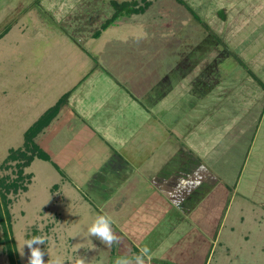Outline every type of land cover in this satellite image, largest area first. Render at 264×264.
Instances as JSON below:
<instances>
[{
	"label": "rangeland",
	"instance_id": "1",
	"mask_svg": "<svg viewBox=\"0 0 264 264\" xmlns=\"http://www.w3.org/2000/svg\"><path fill=\"white\" fill-rule=\"evenodd\" d=\"M111 1L0 0V32L10 29L0 38V196L6 201L0 264H10L2 244L7 240L15 263L28 264L26 245L20 253L33 236L45 239L40 245L45 264L57 258L62 264L79 258L85 264H115L145 248V264H264V0H188L209 33L176 0H149L143 15L124 17L100 31L111 16ZM96 32L100 35L93 37ZM105 83L109 90L119 84L138 96L157 130L169 135L154 142L158 149L147 162L153 163L152 175L144 179L161 170L164 156L170 170L186 168L183 192L174 190L181 191L176 184L165 190L173 200H163L169 209L157 229L153 220L148 223L155 230L144 241L139 223L120 224L122 212L130 215L152 191L135 201L146 192L141 183L132 200L116 199L124 178L140 169L128 164L103 179L99 168L105 163L100 166L98 151L103 144L97 138L78 154L81 161L71 159L74 144L88 136L72 133L77 129L69 123L73 129L62 132L63 109L33 139L51 163L34 157L23 168L29 180L18 183L16 191H4L18 179V161L7 157L11 150L24 151L25 131L67 92L74 102L89 90L91 100ZM78 138L79 144L73 143ZM181 147L200 160L191 162V174ZM97 215L111 217L118 243L108 247L88 237Z\"/></svg>",
	"mask_w": 264,
	"mask_h": 264
},
{
	"label": "crops",
	"instance_id": "2",
	"mask_svg": "<svg viewBox=\"0 0 264 264\" xmlns=\"http://www.w3.org/2000/svg\"><path fill=\"white\" fill-rule=\"evenodd\" d=\"M186 1L187 4H191L190 1ZM177 5L179 4L177 3ZM101 83H104V81H101ZM105 85L106 87H103ZM103 86L97 88L98 90L94 94L96 98L94 97V99L90 100V92H88L89 90H85L81 92L82 94L76 97V100H74V102H70L68 100L67 105L63 108L64 115H62L63 117H66V119L64 122H60L58 124V127L61 128L62 132L66 133L63 129H68V127L71 128L70 126L66 125L67 123H69L75 125L77 129L72 133L76 132L77 134L81 133L88 136L87 138H82L83 141L80 144V138H78V140L76 139L75 142L73 141V143L79 144L78 146L76 144H74L75 146H73V150H76V152H73L71 159L75 160V162L81 161V158L78 157V154L85 151L87 149V145L92 142L94 138H97V140L99 139L100 143L103 144V146H98L99 156L101 158L100 166L102 163H105V165L102 168H97H99L100 171L103 170V179L106 180L107 175L109 178L111 176L117 175L116 173L121 171L123 169L122 167L128 164H131L134 169H140V171L135 172L132 170L131 173L128 171H126L125 174L121 173L122 175L130 173L132 178L130 180H125V176L122 177V180L124 178V188L123 190H120L121 193H118L119 195L116 199L130 198V200H132L134 198L132 197V194L140 191L139 189L141 183L145 184L144 189H146V192L141 195L138 193L135 201H138V197L140 196L146 195L147 197L148 190L152 191V194L149 195V198L145 199V201H143L141 204L136 205L137 207L135 208V211L130 215L126 214V211H121L123 213L121 221H123L124 223H121L120 225H124L126 222H131L137 226V223H139V226L141 227H137V231L144 235V238L142 239L144 241L150 237V234L155 230V228L157 229V222L160 221L159 219H161L166 214L162 212H167V210L169 209V207L167 210H165L164 208L163 200L168 199L167 197H165L166 191H170L173 188V185L176 184L178 188H181V191L180 189L174 190H178V193L183 192L182 188L184 187H182V185L186 182V180L182 178V171H185L186 168L181 167L179 168L178 172L170 170V165L167 166V160L164 156L161 159L160 163L161 170L158 173L154 174L151 180L147 181L146 179H144L143 176H145V174L147 176L152 175L150 171L152 170L153 163H147L154 158H150L151 154H153L154 151L158 149L157 144L162 143L165 138L168 139L169 135L164 136L159 130H157L155 119H152V117H150L149 115V111L141 105L138 96L135 97V95H132V93H129L126 90H121V86L119 84L110 85L111 90L107 88L106 83L103 84ZM102 90L105 91L104 94ZM98 91L100 92L99 94ZM85 97L88 98L85 99ZM80 115H82L85 119H78ZM149 118L152 120L148 121ZM72 129L73 128H71L70 130ZM169 132L171 134V131ZM155 141L157 142V144L153 146ZM149 143H151L152 145L148 146L147 144ZM145 147H148L149 150L147 152H149L150 154H141V151ZM101 148H105V150H101ZM184 151L186 152V160L187 158H190L193 161L199 160L196 159L197 156L189 152V150L187 151L186 148L181 147V152ZM161 154H163V152ZM57 157L62 158L63 155ZM187 167L189 169L187 170L189 174L193 173V164L190 163V165ZM180 173L181 176H179ZM159 177L162 178L161 181L157 180ZM195 178L197 179L196 176ZM140 179L144 180L141 181ZM196 179L192 178V183L194 186L198 184V179ZM115 180L116 179L112 180L113 184H115ZM193 185H191V188H187L188 190L190 189L188 192L190 194L189 197H192V188H195ZM129 192H131L130 195ZM150 200L151 202H149ZM170 200L172 201L173 199H168L167 201L169 202ZM191 200L194 199L191 198ZM174 201L175 202L173 203H176L177 205L179 204L177 197H175ZM154 202H156V204H154ZM131 203L132 202H129L130 205ZM165 204H167V202H165ZM178 207V209L176 208L178 212L183 213L181 211L184 206L179 204ZM152 220L155 228H151L148 225V223H152ZM126 226L128 229L130 228L129 225ZM146 228L150 229L147 231ZM176 235H182V231L177 232ZM130 239L132 240V242H134L131 237Z\"/></svg>",
	"mask_w": 264,
	"mask_h": 264
},
{
	"label": "trees",
	"instance_id": "3",
	"mask_svg": "<svg viewBox=\"0 0 264 264\" xmlns=\"http://www.w3.org/2000/svg\"><path fill=\"white\" fill-rule=\"evenodd\" d=\"M179 6L185 8L187 10V13L196 21L199 22V24L205 28V30L209 33V29L207 28V25L203 23V21L199 18V16L192 10V8L186 3L184 0H176ZM110 7L112 9L111 16L106 19L101 25H100V31H105L109 27L114 26L117 22L121 21L122 18L124 17H130V16H140L143 15L151 6V2L149 0H129V1H122V2H117V1H111L109 2ZM220 14V13H219ZM220 17H224L222 14H220ZM9 27H5L1 32H0V38H2L8 31ZM100 35V32H96L93 37H96ZM211 37L215 42L220 44V40L214 36V34L211 33ZM255 82L258 80L255 79ZM258 84H260L258 82ZM261 86V84H260ZM71 92H67L62 96V98L51 108L46 110L39 119H37L36 122H34L24 133V151L22 149H17V150H11L9 153V156L7 157L9 160L13 161H18L16 164L17 170H18V179L16 181H13L7 185H4V191L7 192L9 191L10 188L13 189V191H16L19 186L18 183L21 181L23 182L24 179L31 177L30 175H26L24 178L22 173H23V168L27 167L30 165L31 161L33 160L34 157H37L38 159H41L45 162H50L49 156L42 151L38 146L34 143L33 139L36 137V135L44 128L46 127L50 121L53 120V118L67 105L68 99L70 97ZM29 152V153H28ZM28 153V154H27ZM53 167L56 170H59V168L55 165L52 164ZM22 190H25V188H22ZM0 215H1V210L6 211V201H5V196L2 195L0 196ZM2 217V216H1ZM5 237V236H4ZM2 244L5 247V250L8 254L9 257V262L10 264H16L14 260V253L11 244L7 240V242H2ZM205 263V262H204ZM176 264V263H173Z\"/></svg>",
	"mask_w": 264,
	"mask_h": 264
},
{
	"label": "clouds",
	"instance_id": "4",
	"mask_svg": "<svg viewBox=\"0 0 264 264\" xmlns=\"http://www.w3.org/2000/svg\"><path fill=\"white\" fill-rule=\"evenodd\" d=\"M88 237H95L104 245L110 247L113 243H118L117 236L112 231V219L108 215H97L91 225L87 228ZM45 239L42 236H33L25 241L21 256L24 255L23 248L26 245L29 249L28 264H45L43 259L45 252L40 245H44ZM148 255V249H142L139 255L129 258H117L115 264H145V256ZM47 264H62L57 258L55 261H47ZM74 264H85L83 258L76 259Z\"/></svg>",
	"mask_w": 264,
	"mask_h": 264
},
{
	"label": "flooded vegetation",
	"instance_id": "5",
	"mask_svg": "<svg viewBox=\"0 0 264 264\" xmlns=\"http://www.w3.org/2000/svg\"><path fill=\"white\" fill-rule=\"evenodd\" d=\"M187 161H188L189 163L193 162V160L190 159V158H187ZM196 162L199 163V161H196Z\"/></svg>",
	"mask_w": 264,
	"mask_h": 264
}]
</instances>
